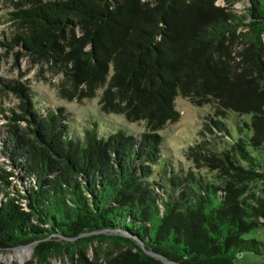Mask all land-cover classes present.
Instances as JSON below:
<instances>
[{"label":"trees","instance_id":"trees-1","mask_svg":"<svg viewBox=\"0 0 264 264\" xmlns=\"http://www.w3.org/2000/svg\"><path fill=\"white\" fill-rule=\"evenodd\" d=\"M245 1L239 15L217 0H10L8 44L62 78L60 98L81 103L102 90L100 114L145 131L97 118L80 138L63 108L41 110L30 90L6 85L21 114L2 136L0 253L33 245L29 264H98L90 249L105 264L264 256V241L242 238L264 228V0ZM176 98L212 108L206 120L219 133L226 114L251 116L250 137L231 149L189 147L220 184L164 154L159 132L179 121Z\"/></svg>","mask_w":264,"mask_h":264},{"label":"rangeland","instance_id":"rangeland-1","mask_svg":"<svg viewBox=\"0 0 264 264\" xmlns=\"http://www.w3.org/2000/svg\"><path fill=\"white\" fill-rule=\"evenodd\" d=\"M216 4L223 8H228L230 11L243 15L246 9L245 0H217ZM13 3L10 0H0V163L6 161L2 155V136L7 132V125L11 122L13 112L21 114L20 100L14 92L7 90L6 85L10 82H17L22 88L30 90L32 97L39 103V109L57 111L63 108L66 119L71 124L72 132H76L82 138L83 132L89 128L94 121L99 118L104 121L106 127L125 128L134 134H141L145 131L144 125L127 122L120 115L106 116L100 114V96L93 100H85L81 103L78 100L67 101L60 98L59 84L62 78L50 74L46 66L38 65L28 55H24L23 49L17 46L8 44V38L12 34L17 33V28L10 22V13L13 12ZM5 46H11L13 49H8ZM177 110L180 112L178 122L168 124L164 130L159 133L164 139V154L168 155L179 165L182 172L192 171L208 181H215L220 184L222 182V174L217 168L210 166L207 162L201 161L200 164L194 163L187 157L189 147H194L199 142L205 140L214 142L215 148L220 152H224L232 148L233 139L250 137L251 135V116H237L232 113L226 114V119H222L223 125L227 127L228 133H219L212 122L206 120V117H212L213 110L210 107H194L184 98H176ZM217 121V119H214ZM25 123H22L21 128H24ZM210 127L209 132L206 128ZM241 128V129H240ZM239 129L241 131H239ZM164 155V156H165ZM206 165V166H205ZM213 167V168H212ZM264 186V183L261 184ZM244 240L256 239L264 241V228L255 229L250 233L243 235ZM33 245L22 246L18 249L8 250L0 253V262L2 264H29L32 262L33 251L24 262L9 260L7 257L14 254L15 250ZM103 248V249H102ZM99 255H102L106 250L102 246ZM108 250V249H107ZM95 250L90 249L86 252L89 262L97 261L98 264H105L107 260L93 259ZM52 264H71L70 261L63 257L53 258ZM235 264H264V256L259 257L254 254H242L235 258Z\"/></svg>","mask_w":264,"mask_h":264},{"label":"bare ground","instance_id":"bare-ground-1","mask_svg":"<svg viewBox=\"0 0 264 264\" xmlns=\"http://www.w3.org/2000/svg\"><path fill=\"white\" fill-rule=\"evenodd\" d=\"M32 251H34V249L30 246L19 249V250H15L14 254H10L7 258L9 260H16L17 262H24L32 253Z\"/></svg>","mask_w":264,"mask_h":264}]
</instances>
